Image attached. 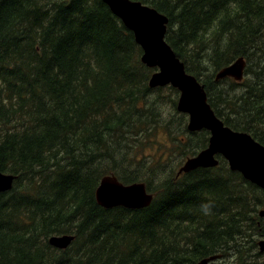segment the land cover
I'll list each match as a JSON object with an SVG mask.
<instances>
[{
  "label": "trees",
  "instance_id": "16d2710c",
  "mask_svg": "<svg viewBox=\"0 0 264 264\" xmlns=\"http://www.w3.org/2000/svg\"><path fill=\"white\" fill-rule=\"evenodd\" d=\"M135 1L169 19L166 42L217 117L264 145V0ZM247 2L263 5L254 22ZM142 56L103 0H0V171L17 177L0 193V264H198L217 255L212 264H259L246 242L264 236L254 218L264 190L222 156L215 168L165 180L161 164L146 165L153 134L166 126L165 87H150L157 69ZM240 57L247 82H216ZM186 133L177 141L188 159L208 147L210 133ZM108 175L145 183L152 204L101 207L96 190ZM54 235L75 240L58 250Z\"/></svg>",
  "mask_w": 264,
  "mask_h": 264
},
{
  "label": "water",
  "instance_id": "95a60500",
  "mask_svg": "<svg viewBox=\"0 0 264 264\" xmlns=\"http://www.w3.org/2000/svg\"><path fill=\"white\" fill-rule=\"evenodd\" d=\"M103 2L134 34L137 44L143 50L142 63L148 68L158 69L150 79V87L176 88L180 92L177 110L189 115L188 130L191 133L207 130L211 134L208 147L197 156L189 158L180 168L178 176L200 168H215L220 163L217 156H222L231 171L240 172L247 181L264 190V145L248 133L231 129L217 117L208 102L205 87L186 71L185 64L166 42L169 19L141 1ZM246 67V59L240 57L218 71L215 80L234 79L242 82ZM16 179L15 175L0 171V193L10 192ZM153 200L154 195L148 192L145 183L124 185L114 175L103 177L96 190L97 203L106 209L123 207L142 210L149 207ZM259 215L264 218V210ZM74 240V235H54L50 237L49 244L55 249L66 250ZM259 248L264 253V240L259 242ZM220 257L206 258L198 264H210Z\"/></svg>",
  "mask_w": 264,
  "mask_h": 264
},
{
  "label": "rangeland",
  "instance_id": "374dc122",
  "mask_svg": "<svg viewBox=\"0 0 264 264\" xmlns=\"http://www.w3.org/2000/svg\"><path fill=\"white\" fill-rule=\"evenodd\" d=\"M263 5L260 8L258 5L257 7L254 8L250 5V2L245 3L244 6L247 9L248 19L254 22L255 17H256L254 14H258L259 13L258 11L262 9ZM245 24L247 25L248 22L246 21ZM250 27H251V24H248L246 26L247 29H250ZM243 35L246 37L248 35V32L245 31ZM248 79H249V76H245V79L242 82V84L246 83ZM163 96L164 97L162 98L161 101L164 104L166 126L158 128L156 132L153 134L151 140L155 148L152 150H149V149L146 150V155L148 158V161H146V165H151L152 161L155 165L161 164L159 167H157V170H158L160 178L162 180H165L166 177L174 173H177L180 167L183 166L185 161L187 160L186 155H184L182 152L178 150L179 144L177 140L179 139L185 140L187 138L186 128L188 127L189 116L185 114L187 115V119L185 121L184 118L182 119L180 117L182 113L178 112L177 108L174 107L176 101L178 104L179 98L177 97H180V93L176 94L170 91L168 87H165V92L163 93ZM201 135L203 136V134ZM123 139L120 142L116 143V146L114 147L112 144L110 145L111 147H113L112 151L117 150L119 147H122ZM98 152H105V150L101 149V150H98ZM163 152H165V161L160 159L161 154ZM169 157L171 159L167 161ZM107 162H110V161H107ZM92 171H94V169H92ZM262 209H264V206L260 207L258 212ZM254 218H257L258 220H260V223L256 222L258 225L259 224L261 225V222L263 223V229H264L263 219H261L259 216H256V215H254ZM249 239L250 240L247 239L246 244L248 248L252 251L250 252V256H249L251 257L250 261L258 262L259 264H264V253L261 256L256 257L255 255L260 254L259 246L258 248L254 247L255 242H257V245H259V242L261 240H264V236L261 233H257V234H253ZM227 263H228L227 259H224V260L222 259L216 262V264H227Z\"/></svg>",
  "mask_w": 264,
  "mask_h": 264
},
{
  "label": "flooded vegetation",
  "instance_id": "af4514ba",
  "mask_svg": "<svg viewBox=\"0 0 264 264\" xmlns=\"http://www.w3.org/2000/svg\"><path fill=\"white\" fill-rule=\"evenodd\" d=\"M255 220L257 221V218H255ZM258 223H260V221Z\"/></svg>",
  "mask_w": 264,
  "mask_h": 264
}]
</instances>
